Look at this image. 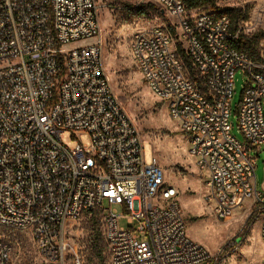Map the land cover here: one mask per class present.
I'll return each instance as SVG.
<instances>
[{
    "label": "built area",
    "instance_id": "2783aa9c",
    "mask_svg": "<svg viewBox=\"0 0 264 264\" xmlns=\"http://www.w3.org/2000/svg\"><path fill=\"white\" fill-rule=\"evenodd\" d=\"M156 1L171 23L134 36L135 65L207 174L215 216L259 204L264 247L256 176L264 57L255 62L235 47L244 28L234 33L229 17ZM214 1L236 8L244 0ZM101 33L98 0H0V227L30 232L45 261L63 264L67 224L100 210L111 264H221L220 253L189 237L179 192L156 158L146 163L143 138L106 75ZM239 72L248 79L237 109L244 142L230 123ZM67 133L88 135L91 147L67 148ZM11 259L0 239V264Z\"/></svg>",
    "mask_w": 264,
    "mask_h": 264
},
{
    "label": "rangeland",
    "instance_id": "374dc122",
    "mask_svg": "<svg viewBox=\"0 0 264 264\" xmlns=\"http://www.w3.org/2000/svg\"><path fill=\"white\" fill-rule=\"evenodd\" d=\"M101 18L102 58L106 75L116 98L126 110L144 141L146 163L152 164L155 157L164 170L166 183L178 192V201L183 210L189 237L206 248L212 255L220 253L221 264H259L264 259L261 240L263 213L260 205L248 202L245 209L236 211L232 218L219 220L209 202L210 191L206 185L207 174L200 171L196 159L190 154L187 137L179 123L169 116L167 107L145 85L142 75L131 55V44L138 33H145L171 20L156 0H98ZM146 8V15L139 17L137 9ZM236 8L250 12L249 19L240 24L244 36L253 37L264 31V0H244ZM196 14L218 13L216 10L198 9ZM97 40H90L93 44ZM71 44L67 50L82 46ZM247 77L236 75L233 96V113L230 119L232 134L244 142L237 122V109L242 102ZM63 144L67 148L78 145L91 147L88 135L73 138L67 133ZM257 155V154H256ZM257 161L258 191L264 192V152ZM122 227H127L125 221ZM103 215L100 210L84 215L65 228L67 249L63 264H94L92 262L90 237L93 230L103 231ZM0 239L12 247L11 264H50L39 254L30 232L0 227ZM104 245L107 248L106 243ZM106 264H111L107 249Z\"/></svg>",
    "mask_w": 264,
    "mask_h": 264
},
{
    "label": "trees",
    "instance_id": "16d2710c",
    "mask_svg": "<svg viewBox=\"0 0 264 264\" xmlns=\"http://www.w3.org/2000/svg\"><path fill=\"white\" fill-rule=\"evenodd\" d=\"M188 10H198V9H208L216 10L218 12L217 16H227L232 21V31L236 33L239 30V26L242 22H246L250 17V12L248 10H243L242 8H218L214 0H184ZM161 15H163L162 11ZM139 17L146 15L147 11L145 7H139L137 9ZM175 34V31H173ZM235 47L247 54L253 61L261 62L262 57H264V31L259 32L253 37H246L240 35ZM183 59L190 71L193 78L197 80L195 72L193 70L191 61L186 55H183ZM199 82V81H198ZM103 215V212H101ZM104 242L107 245H104ZM90 248L92 255V262L94 264H106L107 262V249L110 257L109 247L105 239L104 228L103 231L96 229L93 230V234L90 237Z\"/></svg>",
    "mask_w": 264,
    "mask_h": 264
}]
</instances>
